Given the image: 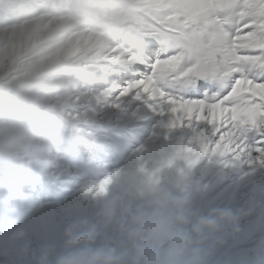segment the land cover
I'll return each mask as SVG.
<instances>
[{
	"label": "rangeland",
	"instance_id": "obj_1",
	"mask_svg": "<svg viewBox=\"0 0 264 264\" xmlns=\"http://www.w3.org/2000/svg\"><path fill=\"white\" fill-rule=\"evenodd\" d=\"M143 5L0 0V116L15 107L20 93L40 98L34 159L17 160L0 173V264H32L31 253L44 245L59 251L66 224L96 211L93 195L106 177L158 170L170 180L183 172L199 186L194 211L228 209L238 217L208 264L264 260V166L247 158L189 157L182 148L190 131L170 130L147 94H129L115 106L120 92L138 80L119 79L117 71L138 63L109 68L105 62L128 45L126 31L137 26ZM134 47L127 50L138 56ZM140 68L139 80L149 74L148 66Z\"/></svg>",
	"mask_w": 264,
	"mask_h": 264
},
{
	"label": "snow or ice",
	"instance_id": "obj_2",
	"mask_svg": "<svg viewBox=\"0 0 264 264\" xmlns=\"http://www.w3.org/2000/svg\"><path fill=\"white\" fill-rule=\"evenodd\" d=\"M140 10L128 45L105 65L142 63L127 47L146 38L159 54L149 53V74L124 88L115 106L147 94L170 130L190 131L182 148L189 157L264 166V0H144Z\"/></svg>",
	"mask_w": 264,
	"mask_h": 264
},
{
	"label": "clouds",
	"instance_id": "obj_3",
	"mask_svg": "<svg viewBox=\"0 0 264 264\" xmlns=\"http://www.w3.org/2000/svg\"><path fill=\"white\" fill-rule=\"evenodd\" d=\"M39 102L20 93L15 107L0 116V173L17 160L34 159ZM161 171L110 179L103 192L97 187L94 214L66 224L60 250L44 245L31 253L32 264H208L221 234L235 229L238 217L228 209L194 211L199 186L183 172L170 180ZM29 251L25 246L22 254Z\"/></svg>",
	"mask_w": 264,
	"mask_h": 264
},
{
	"label": "bare ground",
	"instance_id": "obj_4",
	"mask_svg": "<svg viewBox=\"0 0 264 264\" xmlns=\"http://www.w3.org/2000/svg\"><path fill=\"white\" fill-rule=\"evenodd\" d=\"M152 40L151 38H146L143 40L142 43H140L139 45H136L134 48L136 49V52H137V49H141L143 48L144 46H147L146 48L150 49V47L148 46L149 45V41ZM144 59H147L148 56H144L143 57ZM156 58V55H153L151 57V60H155ZM151 60L147 59L146 62L143 63V66L150 64L151 63ZM132 64V63H131ZM128 65V64H127ZM131 70L128 72V70L125 68L124 70H120V71H117V75L118 77L119 76H128L129 78H136L139 80V78L143 77L144 75L142 74V69L140 68V64H136L135 66H130L129 67ZM145 78V77H144ZM38 173V172H37Z\"/></svg>",
	"mask_w": 264,
	"mask_h": 264
}]
</instances>
